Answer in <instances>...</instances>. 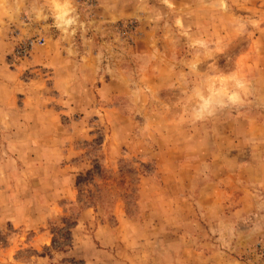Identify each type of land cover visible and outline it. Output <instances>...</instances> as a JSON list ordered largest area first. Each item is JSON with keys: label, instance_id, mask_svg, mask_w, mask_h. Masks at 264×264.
I'll return each mask as SVG.
<instances>
[{"label": "rangeland", "instance_id": "374dc122", "mask_svg": "<svg viewBox=\"0 0 264 264\" xmlns=\"http://www.w3.org/2000/svg\"><path fill=\"white\" fill-rule=\"evenodd\" d=\"M0 264H264V0H0Z\"/></svg>", "mask_w": 264, "mask_h": 264}, {"label": "crops", "instance_id": "0c3cea01", "mask_svg": "<svg viewBox=\"0 0 264 264\" xmlns=\"http://www.w3.org/2000/svg\"><path fill=\"white\" fill-rule=\"evenodd\" d=\"M59 50V47L57 48ZM57 49H55V53L60 54L62 53V51H57ZM48 61V60H47ZM43 65L45 64V61L42 63ZM23 122V121H22ZM30 128H33L32 125H28ZM29 127H26V125H24V128L26 130H31L29 129ZM42 127H47L45 125H40L38 128H34V130H39V131H43L45 133H47L49 135V137H51L50 135L52 134V132H54V128L49 127V128H44L42 129ZM13 132H15L16 130H12ZM47 135V136H48ZM48 140V139H46ZM48 141H52V138H49ZM41 146V143H40ZM43 146V145H42ZM56 145H50L48 143V145H44L43 148L40 147V149H38L39 151H37V161H36V165L41 166L43 169V176H41V180L42 181H53V182H57L60 181L59 185H55L52 188V191L50 193V195L57 201V199L61 198V197H71L74 196V191L73 188L75 186L76 183V178H77V174H76V162H73L74 157L72 156V152H70L68 150L67 151H61L60 148L55 149ZM10 150V149H9ZM8 156V160L10 162V165L14 166H18L21 161L23 160L22 155L21 154H16L14 152H8L7 154ZM34 157V159L36 158ZM39 158V159H38ZM33 159V158H32ZM44 169H46V173L44 171ZM22 172V171H21ZM59 176V177H57ZM28 177H26L27 179ZM29 181V178L27 179ZM14 189L11 190V195L9 194L7 196V198H9V202L8 200L6 201V203H2L1 206H5L8 205L10 203H12V198L14 197V193H13ZM55 203H53V208H55ZM51 210H49L48 212L50 214H52L54 211L52 209V213L50 212ZM20 214H22L20 212ZM83 214H88V211H85ZM123 218V215L121 216ZM51 218V217H50ZM24 220V219H23ZM22 220V221H23ZM26 223V227H28V229H32V230H36L37 228H40V226H42V224L38 225L36 223L34 224H28L29 222L25 221ZM39 236H38V240H39ZM41 240H44L43 238H41Z\"/></svg>", "mask_w": 264, "mask_h": 264}]
</instances>
